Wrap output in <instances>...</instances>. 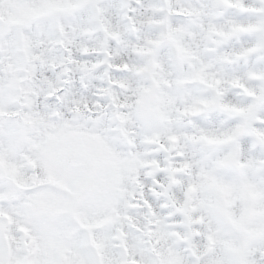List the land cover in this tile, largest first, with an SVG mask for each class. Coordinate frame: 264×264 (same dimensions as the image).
<instances>
[{
    "label": "snow or ice",
    "instance_id": "snow-or-ice-1",
    "mask_svg": "<svg viewBox=\"0 0 264 264\" xmlns=\"http://www.w3.org/2000/svg\"><path fill=\"white\" fill-rule=\"evenodd\" d=\"M0 264H264V0H0Z\"/></svg>",
    "mask_w": 264,
    "mask_h": 264
}]
</instances>
